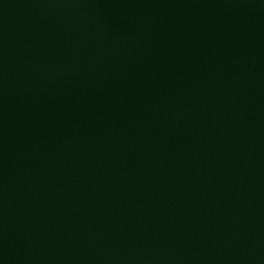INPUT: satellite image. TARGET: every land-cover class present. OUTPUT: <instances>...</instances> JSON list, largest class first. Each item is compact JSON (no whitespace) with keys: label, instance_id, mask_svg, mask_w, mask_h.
I'll return each instance as SVG.
<instances>
[{"label":"water","instance_id":"water-1","mask_svg":"<svg viewBox=\"0 0 264 264\" xmlns=\"http://www.w3.org/2000/svg\"><path fill=\"white\" fill-rule=\"evenodd\" d=\"M0 264H264V0H0Z\"/></svg>","mask_w":264,"mask_h":264}]
</instances>
